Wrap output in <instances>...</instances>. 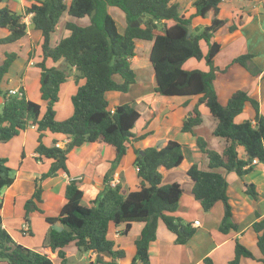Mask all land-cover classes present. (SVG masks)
Instances as JSON below:
<instances>
[{"label": "trees", "instance_id": "trees-1", "mask_svg": "<svg viewBox=\"0 0 264 264\" xmlns=\"http://www.w3.org/2000/svg\"><path fill=\"white\" fill-rule=\"evenodd\" d=\"M222 0H194V12L185 15L177 2L172 0H35L23 11L12 10L7 4L0 6V27L8 33L0 37V43H13L27 34L24 18L30 15V23L40 31L42 59L35 63L39 68V93L45 102L41 113L40 104L27 98L25 90L19 87L21 96L13 95L1 85L16 53L6 52L0 62V96L3 98L0 111V142L9 140L29 126L38 132L35 159L45 157L50 166L35 179L32 194L24 203L25 216L30 211L43 212L37 203L42 201V182L56 175L59 169L69 173L67 159L69 152L85 142H104L115 149L113 166L125 156L131 138H135L132 128L140 116L131 103L111 107L106 93L126 92L135 83V71L130 58L135 55V40L152 41L149 61L154 73V92L164 96H198L197 104L184 118L181 131H192L202 121L199 104L207 107L217 120L212 135L224 138L227 144L221 152L209 148L202 136L196 137V146L207 159V169L192 163L187 175L193 182L192 194L199 201L203 211H209L217 201L223 204V215L219 225L221 232L237 229L232 221L231 205L226 193L227 180L217 171L223 168L243 176L252 171L257 162L264 163V115L259 112V102L248 95L246 89H238L228 98L225 105L218 101L213 81L216 71L225 72L233 63H238L252 75L262 71L252 60V53H242L233 57L223 68L214 66L213 58L220 45L212 40L214 32L224 25L218 16ZM108 6L118 7L125 16L126 27L119 32ZM67 12L72 17L88 16L89 24L78 25L66 21L69 34L54 46L50 44L51 34L56 30L60 16ZM264 14V5H263ZM195 16H210L207 25H195L187 37L188 25ZM138 18L137 26L131 23ZM235 25L228 26L230 31ZM201 41L207 45L203 54ZM190 57L204 58L208 70L185 69L183 63ZM56 62L62 59L64 66H47L46 59ZM74 69L77 89L71 96L72 114L62 120L55 117V103L59 100L61 85L67 81ZM264 75V73H263ZM117 76L120 79H117ZM249 102L255 114L253 119L241 122L234 120ZM62 133L68 136L63 147L43 143L44 131ZM237 146H242L244 155L239 156ZM184 145L168 139L161 147L148 146L135 150L134 165L141 178L140 187L126 194L121 185L110 183L104 176L105 186L91 202L81 203L83 192L77 181L65 185V202L57 216H45L47 223L59 220L64 228H51L48 233L49 252L55 253L66 264L63 247L74 242L81 251H94L96 258L89 264H115L124 255L115 242L107 237L108 225L124 223L126 232L131 222L142 221L144 226L135 240V255L130 264H149L148 245L155 239L158 220L175 236V243H186L195 229L189 223L172 213L176 210L182 187L179 182L161 184L160 168L177 167L184 158ZM253 159L257 162L253 163ZM15 178V169L7 165V159L0 157V189L9 186ZM241 191L251 197L257 192L252 183L246 182ZM2 201L0 199V209ZM252 229L256 233L257 245L264 256V218L254 221ZM29 233V229H22ZM107 253L109 260H103ZM242 256L253 257L252 252L239 240L235 241L234 258L230 264H237ZM53 264L47 252H40L16 242L2 226L0 217V264ZM204 264H213L209 257Z\"/></svg>", "mask_w": 264, "mask_h": 264}, {"label": "crops", "instance_id": "crops-1", "mask_svg": "<svg viewBox=\"0 0 264 264\" xmlns=\"http://www.w3.org/2000/svg\"><path fill=\"white\" fill-rule=\"evenodd\" d=\"M33 1L35 0H18L20 7L16 9L17 12L23 11L24 7ZM172 1L177 2L181 7L180 0ZM193 1L190 2L191 5ZM8 2V0H0V6ZM7 5L9 6V4ZM263 5L264 0H222L218 16L224 20V25L216 30L212 37V40L220 45L219 51L213 58L214 66L223 68L233 57L248 52L253 54V62L262 69L258 74L252 75L242 65L233 63L225 72L216 71L213 85L218 101L225 105L233 92L238 89H246L248 95L259 102V112L262 115H264ZM111 7L113 6H108L109 13H112ZM191 7L187 12L182 9L181 11L188 16L194 12L193 6ZM116 14L121 21L119 28L116 24L117 29L119 32H123L127 24L123 20L124 13L120 10ZM86 17L88 16L82 18ZM77 19L64 12L59 18L56 30L51 34L50 44L54 46L62 37L69 34V30L65 28L66 21L76 23ZM24 20L27 23L25 36L13 43H0L2 47H4L3 45H8L9 48L14 47L10 50L16 53V58L5 74L1 86L7 90L22 87L27 98L40 104L41 113H43L45 102L40 97V72L35 65L42 59L40 48L42 36L40 31L35 30L31 25L30 15H27ZM209 23L210 16H195L191 22L192 27L195 25L204 26ZM230 25H235L236 28L230 31L228 29ZM58 30L59 35L56 36ZM0 33V37L5 36L8 30L0 27ZM200 43L202 52L205 54L207 45L203 41ZM151 44L152 41H148V51H150ZM11 51L2 50L0 62L4 59L5 53ZM136 54L130 58L131 67L136 74L135 83L126 92L109 91L106 93L111 107L128 102L140 113L131 130L135 138H131L125 156L113 166L115 149L110 144L85 142L73 148L67 159L69 173L59 169L55 176L48 177L42 182V201L37 205L43 212L30 211L27 218L24 219V203L34 190L35 179L48 170L51 160L45 157L35 159L37 156L35 146L38 139L35 126L31 125L9 140L0 142V157L6 158L7 165L15 169L13 182L0 189L2 226L16 242L40 252H47L53 264H61L60 258L55 253L49 252L48 233L51 228L61 230L64 225L59 220L49 224L44 217L57 216L65 202V185L71 180L77 181L83 192L81 203L87 206L92 204L91 201L104 188L105 175H108L115 184L121 185L123 194L138 189L141 178L134 165L135 150H143L148 146L161 147L168 139H173L185 146L184 158L177 167L160 168L161 184L174 181L180 183L182 194L177 208L172 214L180 217L184 223H189L195 231L186 243H175L176 235L159 219L155 239L148 245L149 264H204L205 257H209L213 264H230L234 258L236 240L244 244L253 254V257L242 256L237 264H264V256L257 245L256 233L251 226L254 221L264 218V163L257 162L255 170L243 176H238L235 172L226 171L223 168L217 169L227 180L226 193L231 205L232 221L238 226L237 229L231 228L227 232H221L219 225L223 215L222 202L217 201L209 211H203L199 201L192 194L193 182L186 172L192 163H196L202 169H207V159L196 146L197 136H202L208 147L218 152H221L227 144L224 138L212 135L217 120L210 114L206 106L199 104L201 123L194 126L192 131H181L182 121L197 104L198 96H164L155 93L154 73L148 69L150 68L148 66L149 53L148 60H146V56L143 59L138 58ZM29 65L35 66L36 69L35 79L38 82V91L35 97L29 95L25 81L27 73L30 71ZM46 65L61 66L63 62L62 59L53 62L48 58ZM183 68L208 70L209 67L204 58L198 60L195 57H190L183 63ZM137 69L140 77L136 73ZM148 73L149 78L147 79ZM117 79L120 78L117 76ZM14 81L16 83L11 84ZM83 81L82 78H79L77 82L81 84ZM77 82L74 79L73 69L67 81L61 85L59 100L55 103L56 119L62 120L72 114L71 96L77 89ZM2 102L3 98L1 104ZM254 114L253 107L249 102H246L242 112L236 115L234 120L241 122L245 119H253ZM68 139L65 134L53 133L48 130L44 131L42 137L44 144L48 146L58 144L59 147H63ZM237 151L239 156L244 155L242 146H237ZM246 182L254 184L257 192L256 197H251L241 191L242 184ZM194 220L199 221L197 226L193 225ZM143 226L144 222L133 221L129 229L124 232V223H109L107 237L115 242L116 248H120L124 252L122 257L115 260V264L131 263L136 251L135 240L139 237ZM24 228H28L29 233H23L22 229ZM63 250L66 264H89L93 263L96 258L94 251H81L74 242L65 245ZM101 256L103 260H109L107 253H102ZM1 264L8 263L2 261Z\"/></svg>", "mask_w": 264, "mask_h": 264}, {"label": "rangeland", "instance_id": "rangeland-1", "mask_svg": "<svg viewBox=\"0 0 264 264\" xmlns=\"http://www.w3.org/2000/svg\"><path fill=\"white\" fill-rule=\"evenodd\" d=\"M9 2L7 3V4H9V6L10 7H12L11 9H13L14 11H17L16 9H19V2H18V0H8ZM192 0H180L179 1V3L181 4V9L182 10H184V11H188V9L192 6L191 4H190V2H191ZM66 2H68V0H66ZM113 10L111 11L112 13H110L111 14V16L116 20V24L118 25V28H119V26H121L120 24H121V21H120V18H119V16L116 14L117 13V11H119L120 12V9L118 8V7H115V6H113V7H111ZM192 8V7H191ZM115 10H117V11H115ZM74 18H77V17H74ZM123 20H125L126 21V19H125V17H124V19ZM76 23L78 24V25H81V26H85V25H88L89 24V19H88V17H86V18H78L77 20H76ZM63 25H62V29H63ZM31 29H33V28H31ZM34 30V29H33ZM226 30V32H228V30L227 29H225ZM223 33H225V31H223ZM1 34V33H0ZM222 34V33H221ZM59 35V30L56 32V36H58ZM218 36H219V33H218ZM136 41H138V42H136ZM135 42H136V46H135V51H136V55H137V57L138 58H143L144 59V57L146 58V60H148V53H149V51L147 50V44H148V41L147 40H141V39H137ZM4 47H2V45H0V52L2 51V50H4V51H11L10 49H12V48H14V47H7L8 45H3ZM219 59H220V57H219ZM145 61V60H144ZM62 62H63V65H61V66H59V67H62V66H64L65 65V63H64V61L62 60ZM148 66H150V68H148L149 70H152L153 71V68H152V65L150 64V62L148 61ZM29 69H30V71L27 73V79L25 80L26 81V84H27V90H28V93H29V95L30 96H36V94H37V88H38V82H37V80L35 79V66H32V65H29ZM136 73H138L137 75L139 76V71H138V69L136 70ZM140 77V76H139ZM146 78L148 79L149 78V73H148V76H146ZM11 83V82H10ZM9 83V84H10ZM14 83H16V81H14L13 83H11V84H14ZM10 84V85H11ZM1 99H2V97L0 96V111H1V107H2V104H1ZM253 170H255V169H253Z\"/></svg>", "mask_w": 264, "mask_h": 264}, {"label": "built area", "instance_id": "built-area-1", "mask_svg": "<svg viewBox=\"0 0 264 264\" xmlns=\"http://www.w3.org/2000/svg\"><path fill=\"white\" fill-rule=\"evenodd\" d=\"M8 92L10 93V94H13V95H17L18 97L19 96H21V92L19 91V89L18 88H11V89H9L8 90ZM57 146H58V144H56ZM59 147V146H58ZM257 162V160L256 159H253V163H256ZM110 183L112 184V185H115V182H113V181H110ZM199 224V221L198 220H194V222H193V225L194 226H197ZM26 225V224H25ZM26 227V226H25ZM24 229H26V228H24Z\"/></svg>", "mask_w": 264, "mask_h": 264}, {"label": "water", "instance_id": "water-1", "mask_svg": "<svg viewBox=\"0 0 264 264\" xmlns=\"http://www.w3.org/2000/svg\"><path fill=\"white\" fill-rule=\"evenodd\" d=\"M140 22H141V18H138L137 20L133 21L131 25L137 26L140 24ZM191 28H192V24L188 25L187 37H189L191 34ZM140 152L142 153V150H140Z\"/></svg>", "mask_w": 264, "mask_h": 264}]
</instances>
